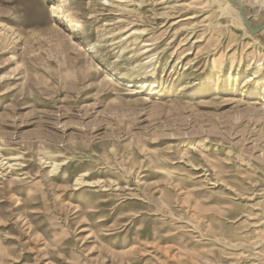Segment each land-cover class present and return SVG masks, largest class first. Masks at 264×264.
<instances>
[{
	"label": "rangeland",
	"instance_id": "obj_1",
	"mask_svg": "<svg viewBox=\"0 0 264 264\" xmlns=\"http://www.w3.org/2000/svg\"><path fill=\"white\" fill-rule=\"evenodd\" d=\"M263 61L219 0H0V264H264Z\"/></svg>",
	"mask_w": 264,
	"mask_h": 264
},
{
	"label": "bare ground",
	"instance_id": "obj_2",
	"mask_svg": "<svg viewBox=\"0 0 264 264\" xmlns=\"http://www.w3.org/2000/svg\"><path fill=\"white\" fill-rule=\"evenodd\" d=\"M219 1H222V3H224L226 6H228V7H231L232 9H234V10H236V8L234 7H232V5L227 1V0H219ZM208 2V1H207ZM212 2V1H211ZM220 3V2H219ZM262 3H263V5H264V0H262ZM218 7H220L219 5H218ZM55 7H53V6H51L50 7V9H54ZM223 8V7H222ZM220 9H221V7H220ZM55 10V9H54ZM227 11V10H226ZM237 13V12H236ZM235 13V14H236ZM131 34H138V29L136 30H134L133 29V32L131 33ZM145 45V44H144ZM147 45H149V44H147ZM151 56V55H150ZM152 56H153V54H152ZM253 60V59H252ZM252 62V61H251ZM264 62V61H263ZM149 63H150V60H149ZM254 64H255V67H256V70L251 74V75H249V76H246L245 77V82L246 83H250V82H252L254 79H257V74L259 73V70L261 71V69H262V66H263V63H261V61L260 60H258V61H256V62H254ZM264 68V67H263ZM261 74V73H260ZM255 81V80H254ZM46 154V153H45ZM47 155H49V153L47 154ZM46 155V156H47ZM69 161V160H68ZM61 163V162H60ZM68 163V162H67ZM12 165V164H11ZM53 165V168L52 169H54L55 170V168L57 167V164L56 163H54V164H52ZM64 165V164H63ZM52 167V166H51ZM59 167V166H58ZM57 171V170H56ZM88 172V171H87ZM85 174H88V173H83V174H80V176L78 177L77 176V178L75 179V184L78 186V185H92V184H95V183H97V182H88V181H86L84 178H83V176L85 175ZM91 181V180H90ZM75 185V186H76Z\"/></svg>",
	"mask_w": 264,
	"mask_h": 264
},
{
	"label": "water",
	"instance_id": "obj_3",
	"mask_svg": "<svg viewBox=\"0 0 264 264\" xmlns=\"http://www.w3.org/2000/svg\"><path fill=\"white\" fill-rule=\"evenodd\" d=\"M232 6L236 8L239 15L241 16L244 27L250 34H257L260 31L264 30V22L260 25L254 26L250 21L249 17L246 15V12L242 4L238 0H227Z\"/></svg>",
	"mask_w": 264,
	"mask_h": 264
}]
</instances>
